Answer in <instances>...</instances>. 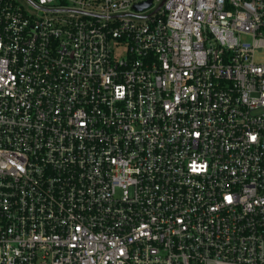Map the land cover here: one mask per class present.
I'll return each mask as SVG.
<instances>
[{
  "label": "built area",
  "instance_id": "2783aa9c",
  "mask_svg": "<svg viewBox=\"0 0 264 264\" xmlns=\"http://www.w3.org/2000/svg\"><path fill=\"white\" fill-rule=\"evenodd\" d=\"M0 0V264H264V0Z\"/></svg>",
  "mask_w": 264,
  "mask_h": 264
},
{
  "label": "water",
  "instance_id": "95a60500",
  "mask_svg": "<svg viewBox=\"0 0 264 264\" xmlns=\"http://www.w3.org/2000/svg\"><path fill=\"white\" fill-rule=\"evenodd\" d=\"M152 0L145 1L143 3L137 4L135 8L137 10H143L151 5Z\"/></svg>",
  "mask_w": 264,
  "mask_h": 264
}]
</instances>
